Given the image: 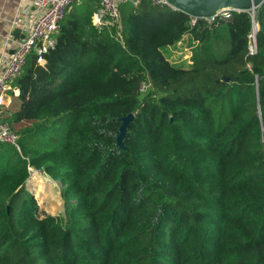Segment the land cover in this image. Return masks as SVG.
<instances>
[{
  "label": "trees",
  "instance_id": "obj_1",
  "mask_svg": "<svg viewBox=\"0 0 264 264\" xmlns=\"http://www.w3.org/2000/svg\"><path fill=\"white\" fill-rule=\"evenodd\" d=\"M99 6L71 5L12 81L0 264H264V4L254 53L250 11L191 25L128 0L99 27ZM181 41L191 63L164 53ZM29 167L61 182L64 214L40 213Z\"/></svg>",
  "mask_w": 264,
  "mask_h": 264
},
{
  "label": "built area",
  "instance_id": "obj_2",
  "mask_svg": "<svg viewBox=\"0 0 264 264\" xmlns=\"http://www.w3.org/2000/svg\"><path fill=\"white\" fill-rule=\"evenodd\" d=\"M125 1L128 0H100L99 8L92 15L93 24L100 27L107 23L119 22V6ZM130 1L133 4H139L142 0ZM77 2L79 0H32V5L36 8V15L27 27V34L17 42L12 53L9 51L0 57V141L19 148L18 133L7 120L2 119L4 109L9 104L10 91L16 90L12 86V81L20 75L30 52L36 50L41 54L54 45L55 35L61 28V23L65 18L67 10ZM152 2L155 5L180 10L169 0H152ZM233 12L240 11L224 10L219 15L204 18L192 16L191 25H195L200 19L211 23L217 16L230 18ZM250 38L252 41L249 46L250 53H254L256 51V35L253 30ZM8 39H11V36H8ZM38 60L39 62H44L42 57ZM29 169L31 171V167Z\"/></svg>",
  "mask_w": 264,
  "mask_h": 264
},
{
  "label": "rangeland",
  "instance_id": "obj_3",
  "mask_svg": "<svg viewBox=\"0 0 264 264\" xmlns=\"http://www.w3.org/2000/svg\"><path fill=\"white\" fill-rule=\"evenodd\" d=\"M164 53L176 63L181 64L184 61L191 63V51L189 45L185 44V41L165 48ZM142 89H147V85H141L140 90ZM15 107H17V103L12 105V108ZM30 176L25 189L36 197L40 213L64 214L65 200L61 194V182L52 178L45 171L37 170L34 167H31Z\"/></svg>",
  "mask_w": 264,
  "mask_h": 264
},
{
  "label": "crops",
  "instance_id": "obj_4",
  "mask_svg": "<svg viewBox=\"0 0 264 264\" xmlns=\"http://www.w3.org/2000/svg\"><path fill=\"white\" fill-rule=\"evenodd\" d=\"M35 15L36 8L32 5V0H0V57L11 52L17 42L25 37L27 27ZM16 90H13L14 94H18ZM12 100L10 94L8 106Z\"/></svg>",
  "mask_w": 264,
  "mask_h": 264
},
{
  "label": "water",
  "instance_id": "obj_5",
  "mask_svg": "<svg viewBox=\"0 0 264 264\" xmlns=\"http://www.w3.org/2000/svg\"><path fill=\"white\" fill-rule=\"evenodd\" d=\"M178 9L201 18L219 15L224 10L231 11H250L253 14L254 25L253 32L257 33L258 23L255 20V11L258 7L264 4V0H169ZM13 49L11 50V53ZM135 117L134 113H129L122 118L120 126V134L117 142L123 147V139L126 136L127 127L131 120Z\"/></svg>",
  "mask_w": 264,
  "mask_h": 264
},
{
  "label": "bare ground",
  "instance_id": "obj_6",
  "mask_svg": "<svg viewBox=\"0 0 264 264\" xmlns=\"http://www.w3.org/2000/svg\"><path fill=\"white\" fill-rule=\"evenodd\" d=\"M35 173V172H34ZM37 175H38V173H37ZM31 177V176H30ZM45 184H47V183H45ZM30 186H31V184H30ZM36 186V185H35ZM33 188V187H32ZM46 201V200H45ZM46 204V203H45ZM50 205V204H49ZM46 206V205H45ZM48 206V205H47Z\"/></svg>",
  "mask_w": 264,
  "mask_h": 264
}]
</instances>
